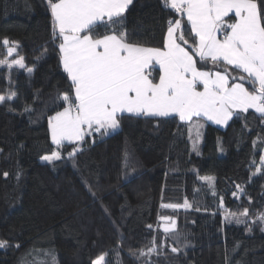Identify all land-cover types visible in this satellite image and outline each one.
<instances>
[{
    "label": "trees",
    "instance_id": "obj_1",
    "mask_svg": "<svg viewBox=\"0 0 264 264\" xmlns=\"http://www.w3.org/2000/svg\"><path fill=\"white\" fill-rule=\"evenodd\" d=\"M125 17L128 39L149 47L161 46L167 21L179 18L161 0H133ZM104 31L99 26L97 34ZM4 38L17 42L35 70L0 68V95L18 93L0 104V239L10 245L0 248V264H53V256L54 264H92L100 254L106 264H264V225L253 224L264 211V173L252 176L264 150L258 113L250 109L225 127L196 121L204 125L199 155L188 125L176 117L125 114L119 130L86 136L74 161L65 144L60 161L41 162L56 147L48 117L62 110L58 93L70 92L47 0H0V60L7 56ZM185 38L191 43L190 28ZM196 59L198 67L215 69ZM26 106L33 111L25 113ZM203 176L214 178V188ZM246 208V224L224 217ZM160 215L174 218L178 240L155 228ZM153 242L159 252L141 255ZM172 246L181 251L172 253Z\"/></svg>",
    "mask_w": 264,
    "mask_h": 264
},
{
    "label": "snow or ice",
    "instance_id": "obj_2",
    "mask_svg": "<svg viewBox=\"0 0 264 264\" xmlns=\"http://www.w3.org/2000/svg\"><path fill=\"white\" fill-rule=\"evenodd\" d=\"M47 3L52 41L57 44L59 63L70 81V92L58 93L57 100L63 101L62 110L48 117V132L56 147L41 156L42 161L49 164L60 161L65 144L72 146L67 159L74 161L77 153L83 151L86 136H106L119 130L125 114L129 118L178 117L188 125L192 150L197 155L204 125L196 121L201 118L225 126L252 109L264 123V0H161L162 6L179 18L167 21L159 47L128 39L125 12L133 0H47ZM99 26L105 29L102 34H97ZM189 28L191 43L185 38ZM2 44L7 56L0 60V68L9 72L23 69L29 75L34 72L35 67H28L25 57L19 55L17 42L4 38ZM14 54L17 58L9 60ZM196 57L199 63H211L216 70H202ZM221 65L225 66L224 71L219 70ZM245 83L251 85V90ZM16 98L18 93L10 90L0 95V104ZM32 111L31 106L24 109L25 113ZM260 160L252 176L264 173V155ZM129 162L126 153V167ZM199 179L214 188L213 177ZM237 189L240 193L244 191L240 185ZM161 207L176 209L181 205ZM183 207L191 205L185 201ZM248 212L246 208L242 215L247 217ZM160 219L167 222L164 233L175 234L178 240L176 221L168 216ZM225 219L231 222L232 214ZM256 220L264 223V213L253 219V224ZM235 222L246 224V219L237 217ZM9 246L7 240L0 239V248ZM180 251L171 247L172 253ZM158 252L153 242L147 253L141 250L140 254ZM106 255H98L92 264H106Z\"/></svg>",
    "mask_w": 264,
    "mask_h": 264
},
{
    "label": "rangeland",
    "instance_id": "obj_3",
    "mask_svg": "<svg viewBox=\"0 0 264 264\" xmlns=\"http://www.w3.org/2000/svg\"><path fill=\"white\" fill-rule=\"evenodd\" d=\"M230 67V66H229ZM202 70H209L208 68H201ZM212 70V69H211ZM216 69H214L213 71H215ZM220 71H224V70H220ZM231 71V70H230ZM235 73V72H234ZM234 75H237V74H234ZM245 87H247V86H245ZM251 90V89H250ZM202 119H204V118H202ZM205 120V119H204ZM215 125V124H214ZM216 126H219V127H225V126H222V125H216ZM50 154V153H49ZM46 155V154H45ZM262 155H264V150H263V153H262ZM40 161L41 162H46V161H42L41 159H40ZM260 163H261V161H260ZM255 172H256V169H255ZM263 213H264V211H263ZM229 214H231V213H228V214H226V215H224V217H226V216H228ZM261 214V213H260ZM260 214H257L256 215V217H258ZM164 216V215H163ZM160 217H162L161 215L159 216V218H158V223L156 224V226H155V228H157L158 229V227H159V229H161V230H163V228H164V226L167 224V222L166 221H162L161 219H160ZM168 217H170V216H168ZM240 218V219H242V217H243V215L242 214H232V219H235V218ZM173 220H174V218H172ZM263 225H264V223H262Z\"/></svg>",
    "mask_w": 264,
    "mask_h": 264
},
{
    "label": "crops",
    "instance_id": "obj_4",
    "mask_svg": "<svg viewBox=\"0 0 264 264\" xmlns=\"http://www.w3.org/2000/svg\"><path fill=\"white\" fill-rule=\"evenodd\" d=\"M149 47V46H148ZM178 120H179V118L178 117H176ZM206 120V119H205ZM180 121V120H179ZM206 121H208V120H206ZM208 122H210V123H212V124H214L213 122H211V121H208ZM215 125H217V124H215ZM219 127V126H218Z\"/></svg>",
    "mask_w": 264,
    "mask_h": 264
}]
</instances>
